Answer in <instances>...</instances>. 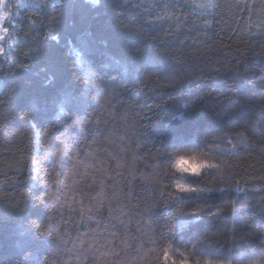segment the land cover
<instances>
[{
    "label": "trees",
    "instance_id": "1",
    "mask_svg": "<svg viewBox=\"0 0 264 264\" xmlns=\"http://www.w3.org/2000/svg\"><path fill=\"white\" fill-rule=\"evenodd\" d=\"M41 2L43 6L13 7L16 26H10L13 35L6 55L0 56V100L4 101L0 103V255L13 253L12 232L21 217L44 224L49 215L54 216L53 236L56 230L67 229L71 234L69 248L73 246L71 241L86 230L79 221V206L73 204L74 211L67 206L62 209L64 199L55 198L65 191L67 158H62L55 170V157L42 158L46 151L42 145L57 144L53 136L64 138L62 124L48 123L56 115L52 104L56 93L64 88L86 87L81 83L84 76L80 59L70 50V44L75 42L79 47L81 39L90 41L81 56L93 66L92 72L98 73V78H90V87L99 123L73 127L66 143L75 146L79 141L82 155L86 148L96 149L97 156L105 160L101 167L108 169V175H77V183L72 186L75 200L88 205L92 197L100 199L97 194L103 180L108 198L96 219L107 222L112 208L128 225L125 229L120 220H111L115 225L111 230L127 239L130 246L116 238L103 250L119 252L122 264H155L147 249L157 245L144 243L143 250L138 249L149 236L167 231L164 224L175 211L160 195L167 179L161 181L159 177L170 163L164 153L178 147L203 150L207 153L203 159L221 166L201 177V186L210 191L194 198L202 207L206 203L220 209L179 229L173 243L190 249L200 241L219 248L225 264L229 248L254 252L264 247V123H260L264 117V71L260 70L264 66V0H216L219 7L207 15L212 21L210 28L201 22L205 17L183 0L171 2L175 14L182 19L186 16L187 22L173 27L170 25L174 21L149 22L162 12L166 0H156L158 6L151 14L143 9L125 10L121 18L126 27L116 24L118 10L93 7L87 0H61L59 6L54 0ZM114 2L103 0L104 4ZM150 2L146 0V6ZM52 36H58V40ZM135 48L151 55L155 62L177 69L187 83L168 89V94L161 97L154 82L145 86L129 79L115 61L126 62ZM20 63L29 64L31 70L18 71ZM244 65L248 83L234 86L232 77L238 70L245 71ZM214 68H219V73ZM13 87L14 94L9 91ZM113 87L119 95L112 94ZM197 96L203 97L205 106L192 113L185 104ZM34 100L46 102L48 118L42 123L37 122L35 113L26 116ZM181 115L184 119L177 118ZM45 128L49 129L47 135ZM165 138L168 148H160L159 141ZM108 153L121 159L123 166L118 167L117 159ZM34 158L40 159L39 173L33 168ZM158 165L159 177H154ZM37 175L38 181L30 178ZM113 192L116 199H112ZM72 195L68 191L70 198ZM231 201L237 202L235 212ZM19 208L25 211L19 213ZM88 224L95 227V221ZM145 232L147 236L142 234ZM55 248L51 243L40 259L47 257L49 264H104L108 259L98 253H89L82 260L69 259L65 251L53 255Z\"/></svg>",
    "mask_w": 264,
    "mask_h": 264
},
{
    "label": "snow or ice",
    "instance_id": "2",
    "mask_svg": "<svg viewBox=\"0 0 264 264\" xmlns=\"http://www.w3.org/2000/svg\"><path fill=\"white\" fill-rule=\"evenodd\" d=\"M56 5L61 4V0H54ZM87 3L91 4L93 7L102 6L110 7L113 11H119V15L114 17L116 24L121 27H126L124 25L123 17L124 11L128 9H143L144 12L151 14L154 12L155 8L158 6L156 0H151L146 6V0H116V2L111 4H104L103 0H87ZM24 0H16L15 5L11 0H0V56L6 55V46L12 38L13 33L10 30L11 27H15V22L13 20V7L17 10L25 7ZM43 6V5H41ZM64 7L71 8V4H65ZM201 9L207 10L206 13L202 12L201 15L205 18L201 21L206 28L212 26V21L207 18V15L212 14V10L219 7L216 0H203L199 5ZM174 5L171 0H166L163 3L162 12L156 14L150 20V23H164L167 21H174L173 26H179L182 23L187 22V17L181 18V16L176 15L174 12ZM55 10V9H54ZM17 15L19 12L17 11ZM62 14V13H61ZM251 19V15L249 16ZM58 23V21H56ZM51 39L58 40V36H52ZM241 43H247V41L241 40ZM90 46V41L81 39L79 42V47L76 46L75 42L70 44V50L75 54V57L80 59L81 67L83 71L82 85L86 87H81L79 89L64 88L60 89L56 93L55 99L52 101L53 111L56 113L54 119H49L48 123L55 125L60 123L64 127V131L61 132V136L64 137L60 139L59 137L53 136L52 139L57 141V144H44L42 147L45 148V154L42 157L47 159L49 155L56 158L53 165L54 170L59 166V162L62 158L66 157L68 161L67 173L65 175L66 183L63 184L64 192L60 196H56L57 200L64 199L65 203L61 205L63 209L67 206L70 210L73 209V204L79 206L80 223L85 224L86 230L83 233L78 234L72 243V247L69 248V236L70 232L65 229L64 231L56 230L55 236H53L54 230V219L55 217L49 215L47 217V222L44 224H37L36 221H28L26 217H21L16 221V226L12 232V248L13 253L10 255H0V264H49L48 258L45 257L43 260L40 259V254L43 251H47L51 243H55L56 248L53 252L55 255L58 252L65 251L70 254L69 259L82 260L86 258L89 253L96 254L100 256L107 257L104 264H122L119 259V252L108 248L106 251V245H111L113 240L116 238H121L122 243L129 247L127 239L120 237L117 231H112L115 228L114 224H111V220L114 218L120 220L118 215H115V209L109 208V217L107 222H102L101 219H96L97 215L101 214V208L104 206V199H107V194L103 191L105 184L103 180H100L101 191L97 194L100 199L92 197V201L88 205L83 203V200H75L76 190L73 189V184L77 183L75 177L80 175L82 177H87L89 175L100 174L107 176L108 169L106 167H101L105 163L103 158L97 156L96 149L84 150L83 155L81 153V148L79 147V141L76 142L75 146H72L66 141L70 140L71 129L78 126L80 123L85 125L89 123L98 124L99 121L96 119V109L93 107L92 101L95 97H91V87L90 78H98V73H93V66L87 63L81 56L88 47ZM134 55L130 56L126 62H120L116 60L122 73L125 74L129 79L133 81H138L139 84L147 86L148 83H153L159 88V95L163 97L168 94V89H174L176 87H184L187 83V78L183 76L177 69L169 67L168 65H161L154 61L151 55L144 53L140 48H135ZM24 55L31 59L29 53H24ZM259 56L261 53H255ZM3 66L0 65V68ZM245 71H237L233 77V85L239 86L242 83H248V78L246 75L247 66L244 65ZM18 71L29 72L30 66L27 63H20L17 65ZM261 71H264V66L261 67ZM213 71L219 73V68H214ZM10 93L14 94L16 88H11ZM112 94L119 95L115 87L112 88ZM169 98L170 95H169ZM225 99L231 100V96L225 95ZM0 103H4L0 100ZM160 105H157L159 107ZM205 106L204 99L202 96H197L188 101L185 104L186 108H189L193 113L197 108H203ZM30 112L26 113V116H32L33 113L37 114L39 119L38 123H42L48 118V111L46 107V102L39 100H34L29 105ZM91 109V111H90ZM151 111V108H149ZM140 115V113H137ZM217 118L220 117L219 113H216ZM35 118V117H34ZM150 119V117H147ZM178 119H184L183 115L177 117ZM71 122V124L68 123ZM260 123H264V117L261 118ZM35 126V125H34ZM244 127V125H241ZM59 131V129H57ZM49 129L45 128V134L47 135ZM238 136H242L243 133H238ZM160 148H168L167 139H162L159 141ZM207 146V141L204 142ZM55 151H52V148ZM197 147H201L200 145ZM235 148L236 145H233ZM159 152L160 149H157ZM207 153L201 150L197 152L196 150L188 149L185 147H178L171 152H165L164 155L170 163L167 167H164L163 176L159 177L160 166H156L154 169V177H159L161 181L167 179V183L160 191V195L164 200V203L171 204L175 211L171 215L170 221H166L164 224V229L167 231H161L156 235L149 236L147 241H142L139 245V250H143L144 243H149L152 245H157L147 249V253L152 254V258L155 264H225V258L221 254L219 248H211L208 245H203L202 242L198 241L196 244H192L189 249L186 245L177 246L173 243L174 234L182 228H185L192 223L198 217L203 215H211L213 211H219L220 206L214 204H206V206H201L199 203L194 202V198H200L206 191L201 186V177L205 175L208 170H219L221 166L216 163H211L208 160L202 158L203 155ZM112 156L111 153L107 154ZM113 159H117L112 156ZM175 158V159H174ZM135 159V158H134ZM191 162L193 166L191 168H183L180 166L181 161ZM40 164V159H33V168L39 173L41 170L37 165ZM117 166L122 167L121 159H117ZM134 167V165H133ZM81 169L83 170L81 172ZM91 170V171H90ZM179 173V175L177 174ZM129 174H132L131 171ZM57 175H60L57 172ZM118 176L122 175L117 173ZM34 181H38L40 177L32 176L30 177ZM95 179V176H93ZM114 179V178H113ZM68 191H72L73 195L70 198L68 196ZM117 193H112V199H116ZM38 200L41 197H37ZM46 207L48 202L44 201ZM231 206L235 212L236 201H231ZM19 213H23L24 208L17 209ZM95 221V227H91L88 222ZM121 224H124L125 229L128 227L124 221L120 220ZM137 231H140L138 228ZM151 231V230H150ZM147 236L148 233H142ZM136 239V237H133ZM158 240L161 244L158 245ZM229 256L227 258V264H233V259H235L236 264H264V247L260 248L258 251L254 252H241L239 249L233 247L228 249ZM146 253V254H147ZM115 256L117 259L115 261L111 260V257ZM216 256V259L212 257ZM54 264V261L52 262Z\"/></svg>",
    "mask_w": 264,
    "mask_h": 264
},
{
    "label": "rangeland",
    "instance_id": "3",
    "mask_svg": "<svg viewBox=\"0 0 264 264\" xmlns=\"http://www.w3.org/2000/svg\"><path fill=\"white\" fill-rule=\"evenodd\" d=\"M173 1H176L177 2V0H173ZM11 2L13 3V5H15L16 0H11ZM24 2H25V5H26L25 7H27V6H41L42 5L41 0H24ZM183 2H185L188 5L192 6V8L195 9V11L197 13H199V14H201L202 12H204V13L207 12V10L201 9L199 7V5L203 2V0H183ZM25 7H23V8H25Z\"/></svg>",
    "mask_w": 264,
    "mask_h": 264
},
{
    "label": "clouds",
    "instance_id": "4",
    "mask_svg": "<svg viewBox=\"0 0 264 264\" xmlns=\"http://www.w3.org/2000/svg\"><path fill=\"white\" fill-rule=\"evenodd\" d=\"M185 148H188V147H185ZM180 166L183 168H191L193 166V164L191 162H188L186 159L185 161L180 162ZM177 174L179 175V173H177Z\"/></svg>",
    "mask_w": 264,
    "mask_h": 264
}]
</instances>
